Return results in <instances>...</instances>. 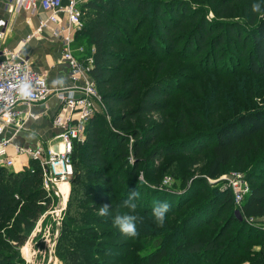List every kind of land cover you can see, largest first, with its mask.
<instances>
[{
    "label": "trees",
    "instance_id": "1",
    "mask_svg": "<svg viewBox=\"0 0 264 264\" xmlns=\"http://www.w3.org/2000/svg\"><path fill=\"white\" fill-rule=\"evenodd\" d=\"M255 3L261 5L260 12L252 11ZM193 5L207 7L205 12H210L212 19L207 18L202 8ZM78 8L82 15L80 21L84 19V23L76 36H84L88 50L91 48V54L88 55L92 64L88 76L107 110L113 131L96 115L86 122L83 140L72 145V176L69 184L72 190L82 186L81 180L94 179L92 184L85 187L88 186L89 191L95 192L96 196L100 193L97 196L99 205L104 206L100 195L122 204L124 200L121 198L127 200L134 190L130 183L122 182V179L134 177L137 170L143 167L142 150L160 138V133L168 124L164 114L168 111L170 98L174 92L181 94L184 90L181 86L172 89L171 85L177 86L176 77L180 70L167 68L165 72L168 60L183 61L196 71L201 68L212 69L214 58L218 60L215 53L227 42L230 50L239 56V62L234 64L230 76L242 71L252 78L264 79V0H86ZM147 23L146 33L141 36ZM230 41H234L239 48L235 49ZM209 48L212 52L206 55ZM245 105L248 106L247 102ZM250 107L246 111H232L231 118L222 124H215L213 130H198L190 135V131H181L185 140L205 139L196 149H167L159 155L179 152L198 155L207 151L209 162L204 176L210 180L218 178L226 167H230L232 172L245 170L242 175L248 183L249 192L235 208L245 220H256L264 218V106ZM181 113L184 118L192 115L191 112ZM224 114L216 110L213 118L223 117ZM152 115L161 116L165 122L147 128L144 136L137 135L133 130L134 122ZM188 121L189 124L192 121L200 123L193 117ZM127 122L131 126H126ZM125 132L132 135V156L123 144ZM121 154L123 161L131 156L133 162L132 165L128 162L124 164V171L119 177L121 171L113 169ZM154 156L157 157L156 152L149 155L151 158ZM141 199L138 204L146 206ZM214 199L208 202L212 206L203 210L202 214L209 216V212L217 211L221 215L234 208L229 191L217 189ZM49 201L40 188L36 162L28 161L19 172L0 167V264H22L16 248L24 242L35 219L46 209ZM41 202L44 206L40 205ZM79 202L80 198L71 192L65 208L69 220L62 222L57 240L59 250L67 248V243L74 241L70 238L74 233L68 234V227L74 220L78 223L82 216V210L76 208ZM147 205H150L149 202ZM136 208L135 211L139 212L135 215L138 218L137 236L146 239L151 235L155 218L150 208ZM79 211V218H76ZM168 217L165 216V221ZM228 219L231 220L232 216ZM101 220L97 216L98 224ZM182 221L186 223L189 220ZM244 223L240 224L243 229H240L238 237L246 228ZM228 228L229 221L222 226L221 235L205 244L194 238L175 245V256L181 253L188 258L194 257L198 264L206 263L200 257L201 253L208 252L212 257L215 256L216 250L221 247L218 246V240ZM174 231L178 232V229ZM253 234L254 238L249 234L245 240L221 247L222 253L218 254L217 259L206 264H233L237 256L242 257L239 263L264 264V232L253 230ZM115 235L117 241L121 242L116 245H127L124 241L122 244V240H125L122 234L116 232ZM173 239L171 233L157 235L154 241L159 243L152 242L155 244L152 250H147L146 243H143V264H160L167 254L164 247L166 242ZM250 243L256 244L252 250ZM76 250L60 253L62 264H78L80 254ZM223 255L226 259L224 262L221 261Z\"/></svg>",
    "mask_w": 264,
    "mask_h": 264
},
{
    "label": "rangeland",
    "instance_id": "2",
    "mask_svg": "<svg viewBox=\"0 0 264 264\" xmlns=\"http://www.w3.org/2000/svg\"><path fill=\"white\" fill-rule=\"evenodd\" d=\"M85 1L78 0V5L81 6ZM193 6L199 9L202 8L201 10L204 12L207 9L204 5L200 7L198 5ZM205 13L208 19H212L210 12ZM84 18H86L85 14ZM83 20L80 21L82 25L84 23ZM147 26L148 23L145 25L144 32L141 33V36L146 33ZM77 38V42L73 45V52L72 50L71 52L83 62L89 56L90 50H88L84 36ZM230 42L234 44V41ZM234 46L235 49L239 48L235 44ZM211 52L209 48L206 51V55H209ZM215 56L218 60L214 58V62L212 61V69L211 67L206 70L201 68L198 71L183 61H167L165 72L167 68L180 70L176 77V80H178L176 82L177 86L175 84L171 85L172 89L175 90L181 86L184 90L181 94L178 91L174 92L175 94L171 92L174 96L170 98L168 111L164 114L165 120L168 118V124L160 133V138L142 150L141 158L143 159L142 165L144 168L140 167L134 177H124L122 179V182L130 183L138 193V196L133 202L136 207L143 209L150 208L152 211L157 202H167L169 204L170 207L166 213V216L169 217L164 222V227L158 225L154 220L153 227H151V235L148 238L144 239L137 235L134 237L122 235L125 239L122 240L120 238L122 244L124 241L126 242L124 244L127 245H116V243L121 244V242L117 241L118 239L115 235L116 232L120 233L119 229L113 224L115 215L124 213L136 215L139 212L122 207L121 203L117 204L107 196L100 195L104 206H109V214L103 217L99 216L98 211L100 207H103V205H99V200H97V196L100 193H97L98 195L96 196L95 192L89 191L90 188L88 186L85 187L87 184H92L94 179H83L81 180L83 183L82 186L72 190L68 183V187L66 186L68 189L67 197L64 202L63 200L61 201L62 198L58 193V198H54L53 201L50 200L48 206H45L46 209L40 212L32 227L29 229L30 231L26 234L27 239L17 249V252H20L19 249L22 246L25 244L27 246L29 254H27L25 261L21 260L22 264H62L59 257L60 253L73 249L79 251L80 258L78 264H143V259H141L145 255V252L142 251L143 243H146L147 250H152L155 244L159 243L156 240L154 241L156 236L165 233H171L174 239L166 242L164 247L167 254L160 264H198V261L194 257L188 258V256L181 253L179 256H175L174 246L180 245L185 241H192L194 238L197 242L204 244L210 240H215L221 235L220 232L224 223L228 221L229 228L222 238L218 240L219 247H225L228 243L232 245L233 242L235 244L238 240H245L249 234L254 238L253 230L264 232L262 230L264 228V218L245 220L238 209L235 208L236 205H232L234 208L231 211H225L221 215H218L217 211L209 212V216L202 214L203 210H207L208 207L212 206L208 202L215 200V191L217 189L218 191H223L220 183H214L213 180L207 179L204 176L206 165L209 162L207 151L200 152L198 155L186 152L166 154L163 156L159 155L167 149L188 148L190 150L191 148L196 149L200 144L204 143L205 139H201L200 141H197L199 139L185 140L186 138L180 134L184 129L185 131H190L188 133L189 135L198 130L207 132V130H213L215 127H212L215 124L219 125L229 120L232 111H246L248 106H251L250 108L264 106V79L252 78L242 71L237 75L233 74L230 76L234 64L236 61L239 62V56L230 50L227 42L220 46ZM87 77L89 78L88 75ZM89 81L91 80L89 79ZM95 91L97 92L96 88ZM246 102L248 106L245 105ZM99 104L96 106V111L92 112L91 117L96 115L98 120L104 122L107 128L113 131L109 123L106 108L101 102ZM216 110H219L222 114L225 112L222 115L223 117L213 118ZM181 111L186 114L191 112L192 115L184 118L181 115ZM190 117L199 120L200 123L192 121V124H189L188 120ZM165 120L161 116L158 117V115L146 116L134 122L133 130L137 135L144 136L147 128L160 125ZM202 121L204 122L202 123ZM126 126H131V123L127 122ZM128 132L124 133L126 138L123 144H125V149L132 156L130 149L132 135L130 136ZM196 134L200 135V133ZM152 152H156L157 157H149ZM18 157L13 156L11 171H19L24 165V161L21 162L19 159L18 162L16 160ZM130 157L123 161L122 154L118 156L119 160L117 159L118 161L114 165L113 170L117 169L121 171L120 175H118L119 177H121L122 171H124L123 168L126 162L132 165L133 158ZM232 171L230 167H226L219 177L225 176ZM240 172L241 174H245V170ZM138 181L141 183L138 184ZM164 181H167V183H163ZM66 188L64 187L61 190V194L66 192ZM71 192L80 198V202L76 208H80V211L82 210V216L84 217L80 216L79 218L80 211L76 214L75 217L79 218L78 223L74 220L68 227V234L71 232L74 233V235L70 236L74 241L67 243V248L63 250L60 248L59 250L57 248V240L61 231L62 222L67 219L65 208ZM140 197L142 198L141 201L146 203V206L138 204ZM121 199L125 200L123 197ZM147 202L150 205H147ZM42 204L40 205L44 206ZM135 209L137 210V208ZM52 211L54 212L53 214H51ZM44 212L48 215L42 216ZM97 216L102 218V222L99 224L97 223ZM230 216H232L231 220L228 219ZM182 220L189 221L184 223ZM197 222L203 223L202 225H198ZM242 222H245L246 228H244V231L242 230L241 237H238L240 229H243L240 225ZM175 228L178 229V232L174 231ZM152 242L156 243L152 244ZM221 247L216 250V255L213 257L208 252H202L200 257L206 263H213L217 259L218 254L222 253ZM255 247V243H250L251 250ZM25 250L23 249L22 251L25 252ZM239 258L240 256H237L232 263L245 264L244 261L239 263ZM221 261H226L224 255ZM227 264H231V262Z\"/></svg>",
    "mask_w": 264,
    "mask_h": 264
},
{
    "label": "built area",
    "instance_id": "3",
    "mask_svg": "<svg viewBox=\"0 0 264 264\" xmlns=\"http://www.w3.org/2000/svg\"><path fill=\"white\" fill-rule=\"evenodd\" d=\"M37 10L44 15V20L39 23L40 28L49 27L54 38L65 34L62 37L61 63L66 66L69 81L73 85L69 88L49 89L44 78L32 68L20 50L0 47V167L6 170L12 168L13 162L7 153L8 148H11L13 154L23 156L27 162L37 163L40 188L45 198L53 201L58 198L59 193L61 201L64 202L68 189L61 194L59 186H67L72 176V145L83 140L84 126L101 101L93 82L87 77L92 64L90 56L81 62L71 52V32H77L81 28L78 0H10L8 8L9 12L23 11L30 16ZM60 15L65 17V24L62 26ZM2 37L0 32V39ZM22 81L31 83L33 95L30 99H22L18 94L17 86ZM49 96H54L59 104L51 119L52 126L58 131L51 143L45 147L33 148L14 144L13 140L24 130L25 122L39 119V115L31 113L30 108L33 105L42 106ZM213 182L220 183L223 191L230 192L232 203L236 206L249 192L247 181L239 172H230L214 179ZM53 213L52 211L51 214ZM44 215L48 214L44 212L42 216ZM23 249L26 251L23 252ZM19 251V258L25 261L28 254L26 244Z\"/></svg>",
    "mask_w": 264,
    "mask_h": 264
},
{
    "label": "crops",
    "instance_id": "4",
    "mask_svg": "<svg viewBox=\"0 0 264 264\" xmlns=\"http://www.w3.org/2000/svg\"><path fill=\"white\" fill-rule=\"evenodd\" d=\"M9 5L10 0H0V32L3 34L0 39V47L20 50L22 56L28 60L32 68L44 78L49 89L72 87L73 84L69 81L66 66L61 63L62 37L65 34L54 38L50 34L49 27L40 28L39 23L44 20V15L39 10L30 16L23 11L18 13L9 12ZM62 6H64V1ZM59 21L61 26L64 25L65 17L60 15ZM77 32H71L72 52L73 45L78 39ZM60 77L64 78L65 83L53 86L52 81ZM58 105V101L54 96H49L42 106L33 105L30 112L39 115V119L36 121L27 120L23 127L24 130L15 136L13 143L17 146L30 148L48 146L58 132L51 124V119L56 113ZM7 153L11 159L13 156H18L13 154L11 148H8ZM19 159L21 162L24 161L22 168L25 167L28 163L26 158L19 156L16 160ZM9 171L11 170L9 169Z\"/></svg>",
    "mask_w": 264,
    "mask_h": 264
},
{
    "label": "clouds",
    "instance_id": "5",
    "mask_svg": "<svg viewBox=\"0 0 264 264\" xmlns=\"http://www.w3.org/2000/svg\"><path fill=\"white\" fill-rule=\"evenodd\" d=\"M261 5L259 3H255L252 5V11L254 13L260 12ZM42 84L43 81H40ZM65 80L63 77L56 78L52 81L53 86L63 85ZM17 91L22 99H30L33 95V89L31 83L28 81H22L17 86ZM145 183H147L145 181ZM138 196V193L133 191L127 200H124L122 203V207L129 208L131 210H135L136 205L133 203V200ZM169 204L167 202H157L153 209L152 215L155 218V221L158 225L163 226L165 222L166 213L169 210ZM109 214V206L100 207L98 211L99 216H107ZM137 216L131 215L128 213L117 214L113 218V224L117 227L122 235L128 237H134L137 235Z\"/></svg>",
    "mask_w": 264,
    "mask_h": 264
},
{
    "label": "bare ground",
    "instance_id": "6",
    "mask_svg": "<svg viewBox=\"0 0 264 264\" xmlns=\"http://www.w3.org/2000/svg\"><path fill=\"white\" fill-rule=\"evenodd\" d=\"M64 187L66 188V185H60V191L62 190V189H64ZM26 251V250H25ZM29 254V253H28Z\"/></svg>",
    "mask_w": 264,
    "mask_h": 264
}]
</instances>
